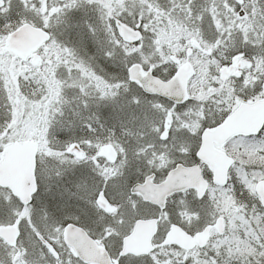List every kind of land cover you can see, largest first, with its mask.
I'll use <instances>...</instances> for the list:
<instances>
[{"label":"snow or ice","instance_id":"obj_1","mask_svg":"<svg viewBox=\"0 0 264 264\" xmlns=\"http://www.w3.org/2000/svg\"><path fill=\"white\" fill-rule=\"evenodd\" d=\"M0 264H264V0H0Z\"/></svg>","mask_w":264,"mask_h":264}]
</instances>
